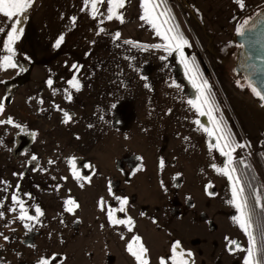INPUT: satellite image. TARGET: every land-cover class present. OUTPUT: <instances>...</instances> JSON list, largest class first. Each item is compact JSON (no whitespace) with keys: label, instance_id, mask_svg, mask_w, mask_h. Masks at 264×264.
Here are the masks:
<instances>
[{"label":"rangeland","instance_id":"rangeland-1","mask_svg":"<svg viewBox=\"0 0 264 264\" xmlns=\"http://www.w3.org/2000/svg\"><path fill=\"white\" fill-rule=\"evenodd\" d=\"M140 5L141 0H126L125 6L118 9L123 13V23L115 17L107 20V0L97 4L102 15L95 18L90 14L91 4L85 6L83 0H33L28 9L21 25L23 33L14 45L17 67H0V104L3 105L0 111V182H8L7 185L0 183V211L4 212L0 218V264H38L39 260H49L53 256L58 257L55 264H71L66 260L67 257L72 260L74 237L77 242L81 240L79 228L112 226L107 215L109 208L117 219L126 220L127 216L133 220L131 230L126 224L114 225L117 226L114 236L124 241L133 235L149 238V248L156 258L154 262L152 258L151 264H160L161 257L165 258L166 264H171V245L177 240L185 253H192L187 257L189 264H228L240 257L241 253L237 251L242 249L246 252L247 236L233 219L239 215L235 205L231 203L232 207L227 210H215L213 201H195L197 196L190 192L191 183L198 180L199 166L208 162L212 174L215 172L212 165L219 162L224 167L227 164V157L215 147V136H209V145H212L210 159L194 155L193 162H190L186 158L181 159L183 156L179 157L176 163L188 166L186 169H174L169 188L175 198L170 203V210L164 213L151 208L150 202L137 201L135 194L131 195L130 201L124 205L125 211L121 212L116 197L123 198L122 195L128 193L124 191L126 186L123 184L131 182L141 171V158L134 154L122 155L114 150V154L106 155L111 167L105 171L100 155H90L85 139L80 138L85 131L79 130L89 119L82 116L81 110L88 107L85 101L94 94L96 103H92L91 110L97 124L105 122L106 109L110 111L117 103L113 118L118 123L134 115L135 104L120 97L122 93L115 88L113 76L118 77L117 81L124 80L122 63L131 62L130 67L134 70L138 53H148L150 55L146 56L153 55L154 60L176 68L190 97L196 100L199 96L190 78L193 73L186 70L180 52L155 47L165 42L150 24L140 19L143 14ZM243 5L241 8L237 0H164L162 7L170 10L172 24L188 40V45L182 49L184 58L198 71L197 83L207 81L206 94L215 105L213 116L221 121L235 141L244 145L236 148L233 161L238 159L254 170L264 195V151L260 147L264 133V103H259V97L250 90L245 76L236 69L240 63L237 59L240 47L234 40L237 33L260 16L258 11L264 10V0H243ZM41 17L42 20L43 17L49 19V32L45 30L46 26L42 27ZM72 17L76 18L74 22ZM116 32L120 33L118 38ZM61 35L63 40L56 46ZM41 52L44 53L43 58ZM1 53V57L7 54L3 46ZM150 65L146 64L138 74L128 76L125 73L124 78L132 81L131 84L138 78L149 88V80H153L151 74L154 73L148 68ZM106 74L111 75L112 80L110 77L107 87H103L100 81ZM73 76L80 83L79 90L68 83ZM49 79L52 80L51 85L47 83ZM69 95L71 100L67 98ZM154 108L156 105L150 102L149 109ZM65 112L71 117L67 122ZM9 118L12 123L7 122ZM202 119L204 126L208 123L209 128L213 127L207 115ZM194 148L196 152L202 149L198 144ZM77 158L83 160L72 164ZM91 168H94V173L90 180H77L73 175V170H76L80 177H86ZM188 174L191 177L187 179ZM226 179L229 184L227 190L232 197V182L227 176ZM144 188L148 189L149 185ZM254 190L259 194V189ZM14 193L24 201L29 215H36L37 206L43 214L37 220L21 221L18 204L15 211L9 210ZM203 193L214 199L221 190L211 181L207 188H203ZM101 198L103 209L99 205ZM69 199L78 203L72 212L67 211L72 207L66 203ZM219 216L223 217L220 225L216 221ZM181 217L197 230L196 233L191 234L188 227L175 235H166L168 239L163 245L157 241L155 223L161 220L167 225L170 218L173 221ZM25 223L28 227L24 226ZM4 236L9 239L5 240ZM225 237L238 241L240 248L235 249L233 245L235 250L229 252ZM131 263L138 264L134 260Z\"/></svg>","mask_w":264,"mask_h":264},{"label":"crops","instance_id":"crops-1","mask_svg":"<svg viewBox=\"0 0 264 264\" xmlns=\"http://www.w3.org/2000/svg\"><path fill=\"white\" fill-rule=\"evenodd\" d=\"M45 18L43 17L42 20L41 17L40 23L42 27L46 26L47 29L45 30L49 32V19ZM9 25L10 22L7 21V18L0 16V27H5L7 31ZM41 33L45 32L41 30ZM5 37L6 32L0 33V58H2L1 52L3 41L6 39ZM43 39L44 37H42V42H44ZM41 53L43 55H41V57L43 58L44 53ZM146 55L150 54L145 53L144 55H140V53H138V57L136 58L137 64L133 66L134 70L130 67L132 65L131 62L122 63L121 70L124 74L122 77L124 80L117 81L118 77L115 75L113 76L115 88L119 89L118 93H122L120 97L124 100L128 98L135 104L134 115L127 121L118 123L113 118L115 112L114 107L118 104L117 103L115 105L113 104L110 111L106 109L105 115L107 119L105 118V122L97 124L91 110L93 109L92 103H96V99L93 98L96 94H94V96L87 98L85 101L88 107L81 110L82 116L89 119L86 120L87 124H85L79 132L85 131L82 135L83 137L80 138L85 139L87 151L90 152V155H100L99 158L102 159L100 163L105 171L110 170L111 167L106 155L114 154V150H118L117 152H121L122 155L134 154L139 156L143 162L141 171L137 173L131 182L123 184L126 186L124 191H128V193L122 196L129 202L131 195L135 194L137 196V201L150 202L151 208L157 211L160 209V211L164 213L166 210H170V203L175 198V194L173 195L171 188H169V179L175 173L174 169H186L188 166L186 163H176L179 157L183 156L181 159L186 158L190 162H193L194 155H201L203 159H210V139L208 134L203 130V127H201V125L204 126L203 122H205L202 116L188 103L189 100L193 99L190 97L187 88L181 81L176 68L168 65L166 62L165 65H163L161 60H154L155 56L153 55L150 57ZM146 64H151L148 68L154 72L151 74L153 80H149L151 82L149 88H146L145 85L141 83V80L138 81V78H135L133 84H131L132 81L129 79L124 78L125 73H127L128 76L132 73L138 74V71L141 70L142 67H145ZM129 69L132 70L130 71ZM107 71L108 69H106V72ZM1 73L2 70L0 68V74ZM110 77L107 74L102 77L100 82H102L103 87H107L109 78L112 80L111 75ZM150 88L151 96L148 93ZM98 89H100V86ZM115 98H117V96ZM150 102L156 105V108L153 110L149 109ZM197 120L201 122L200 125L196 123ZM204 127L209 128V124L206 123ZM196 144L200 145L202 148H199L197 151L200 152V154H198L196 148H194ZM89 160L91 159L89 158ZM161 161L164 162L163 167H161ZM215 166V172L212 174L209 171L208 162L207 164L205 163V166H199L201 170L198 180L195 183H191V185L190 182L187 181V185H190V192L194 194V197L195 195L197 196L195 197V201H213L215 210H220V208H222V210H227L232 207L230 203L232 200L231 193L227 190L229 184L223 172L217 171L218 168L222 169L224 167H222L219 162L215 163ZM94 167L97 168L95 163ZM190 177L191 174H188L187 179ZM211 181L215 182L221 190V194L214 199H210L203 193V188H207ZM148 185L149 188L145 189L144 186L147 187ZM168 216L171 217V215ZM222 219L223 217L219 216L216 220L219 225ZM229 225L232 227L231 223H229ZM115 227L117 226L79 228V231H81V240L77 242V239L74 237V247L71 250L73 257L71 261H69L67 257L66 261L71 264H132L131 261L133 260L134 262H138L135 257L127 251V245L131 243L134 237L139 236L147 249L149 264H151L152 258L154 262L156 258H154L149 248L147 242L149 239L148 237L133 235V237L126 238L124 241V239L114 236ZM155 227L154 232L158 234L156 235V239L162 242V245L168 239L166 235H168V237L169 235H175L179 231L182 232V229L187 230L188 227H190L191 232L190 230L189 232L191 234L197 231L193 226L187 225L186 220L182 217L175 218L173 221H171L170 218V222L167 225L164 224V221L158 220V224L155 223ZM234 229L233 227L232 230L234 231ZM74 233H77V231ZM42 248L47 249L44 247ZM237 252L241 253L240 257L234 258L235 260L228 264H244L246 252L244 253L242 249ZM113 256H117V259L114 260Z\"/></svg>","mask_w":264,"mask_h":264},{"label":"snow or ice","instance_id":"snow-or-ice-1","mask_svg":"<svg viewBox=\"0 0 264 264\" xmlns=\"http://www.w3.org/2000/svg\"><path fill=\"white\" fill-rule=\"evenodd\" d=\"M84 5L87 6L89 3L91 4V12L90 14L95 18L99 13L97 4L103 3L104 0H83ZM33 3V0H0V16L7 18V21L10 22V25L7 28V31L5 27H0V33L6 32V39L3 41V48L6 50V55H4L2 58H0V67H3L5 69L7 68H15L17 67V64L15 62V54L16 49L14 47L15 42L19 40L20 36L23 33V27L21 26L23 24L24 19L27 17L28 9L31 7ZM237 3H239L240 7L243 8V0H237ZM107 20L111 21L114 17L119 20L121 23H123L124 17L123 13L119 12L118 9H121L125 6L126 0H107ZM164 4V0H141V8L143 9V14L140 16L141 20L146 21L148 24H150L156 31V34L162 38V40L165 42L162 45H155V47H163L166 51L171 52L173 49L180 52V55L182 57V63H184L185 68L187 71L193 73V75L190 77L192 79L193 86L198 89L199 96L196 100H189L188 103L199 112L201 116L207 115L209 120L212 122L213 127L207 128L201 125L203 127V130L208 134V136H215L216 137V144L215 147L221 152V154L225 157H227V164L224 166V168L220 169L218 168V172H223L224 175H226L229 179V181L232 182V200L230 203L234 204L236 209L238 210L239 215L237 217H234V221L238 224L239 228L244 232V234L247 236L248 240V247L244 249L246 251V256L244 257V264H264V223L261 224L259 229V241L257 239V236L254 234L253 231V221L252 216L249 211L248 201L247 198L244 195V188L240 186V181L236 177L235 172L236 169L232 167L233 164V153L235 152L236 148L243 147L244 145L239 144L237 141H235L232 138L231 133H228L225 131V129L222 126L221 121L217 120L213 116V112L215 110L214 101L211 99L209 94H206V90L208 89L207 81H203L202 83H197L198 79V71L194 69L193 67L189 66V62L186 58H184V53L182 51L183 47L185 45H188V40L183 36V34L178 31V28L175 24H172L173 17L170 14V10L167 7H162ZM82 10H84L82 8ZM73 22L75 21V17L71 18ZM101 31H104L103 28L100 29ZM239 31V29H237ZM120 35L119 32L115 33V36L118 38ZM63 40V36L61 35L57 41L56 46H59L60 42ZM130 41H126V43H129ZM74 68H76V65H73ZM49 85L52 84V80L49 79L47 81ZM69 85H71L73 88H76L79 90L80 83L76 79L75 76L71 80L68 81ZM252 91L259 97L261 101H264V94L257 91L255 88L252 89ZM69 100H71V96L69 95L67 97ZM3 110V105L0 104V111ZM65 122H67L68 119H70V115L65 112ZM8 123H12L11 118L7 121ZM196 123L200 125V121L197 120ZM211 148L212 145H209ZM33 160L36 159L35 156L32 157ZM51 163V161H50ZM163 161L160 162L161 167H163ZM212 167H216L215 165H212ZM73 175L77 180L80 179H88L90 180V177H80L78 173L73 171ZM0 183H4L5 185L8 184L7 181H2ZM82 186V185H81ZM7 189L5 188V191ZM17 186V191H18ZM111 191V189H109ZM210 195L212 193H209ZM26 195H30L27 194ZM117 201H119L121 207L120 211L124 212V205L127 204V199L122 197H116ZM12 200V206H10L11 211H15V205H19V219L21 221H32L37 220L40 215H42L41 209L37 206L35 208L36 215H29V212L27 208L25 207V203L23 200L19 198L17 194H13L11 196ZM256 204H261V198L259 195L256 196ZM68 205H72V207H68L67 211L72 212L75 207H78V203L73 200L69 199L66 201ZM100 207L103 209L104 201L101 198L99 201ZM108 220L113 225L118 224H126V226L131 230L133 226V220L131 217H128L127 220H120L117 219L114 215V211L109 208L108 210ZM4 216V212L0 211V218ZM7 226V225H5ZM25 227H28V224L25 223ZM103 227V226H102ZM2 235V234H0ZM5 240H8L9 238L7 236H4ZM141 238L139 236H136L133 238V241L127 245V251L135 257V259L138 261V264H149L148 258H147V249L143 246L142 243H140ZM225 240L227 241L226 247L229 252H233L235 249H239L240 245L238 241L231 240L228 237H225ZM259 243V247H258ZM134 244L138 247H134ZM233 245H235V249L233 248ZM171 255L170 260L171 264H189V261L187 257H191L192 253L187 252L185 253L181 249L180 241H175L171 245ZM38 264H50V262L45 258L38 261ZM160 264H166V260L164 257L160 258Z\"/></svg>","mask_w":264,"mask_h":264},{"label":"trees","instance_id":"trees-1","mask_svg":"<svg viewBox=\"0 0 264 264\" xmlns=\"http://www.w3.org/2000/svg\"><path fill=\"white\" fill-rule=\"evenodd\" d=\"M258 12L260 14L259 17H262L264 15V10H260ZM257 19H255V20H257ZM254 23L255 22L253 21L252 24H250V26L253 25ZM250 26H248V27H250ZM246 28L247 27H244L243 30L246 29ZM239 49H240V51H239L240 54L244 55L243 62L245 63L246 54L244 53L242 47L239 48ZM243 72H245V71H243ZM246 81H247V84L249 85V87L251 86V87H253V88H255L257 90L255 85L248 80L247 75H246ZM251 87H250V90L253 89ZM8 89H10V87ZM76 160H83V159H80V158L74 159L72 164ZM88 162L91 163L90 161H88ZM232 167H234L236 169L235 175L240 181V186L244 188V195L247 198L249 211H250L251 216H252L253 231H254V234L257 236V239L259 241V229H260L261 224L264 223V195H263V192H261V190H262L261 188L262 187H260V184H259V183H261V181L257 177V175L255 174L254 170L250 166L243 165L242 162L240 160H238V159L233 161ZM93 170H94V168H93ZM93 170L91 168L89 170L88 174L86 175V177H91L93 175V173H94ZM73 171L78 173L76 170H73ZM254 189H256V190L259 189V192H258L259 194L255 193ZM257 195H259L260 198H261V204L260 205H257L256 202H255ZM125 218L127 220L128 217L125 216ZM140 243H142L141 240H140ZM134 247H138V246L134 244ZM258 247H259V243H258ZM146 255H147V258H148V253H146ZM57 258L58 257L53 256V257H50L48 261L50 262V264H55ZM148 261H149V259H148Z\"/></svg>","mask_w":264,"mask_h":264},{"label":"water","instance_id":"water-1","mask_svg":"<svg viewBox=\"0 0 264 264\" xmlns=\"http://www.w3.org/2000/svg\"><path fill=\"white\" fill-rule=\"evenodd\" d=\"M234 40L246 54L244 71L248 80L264 94V15L253 25L237 33ZM258 101L260 104L264 103L259 98Z\"/></svg>","mask_w":264,"mask_h":264},{"label":"flooded vegetation","instance_id":"flooded-vegetation-1","mask_svg":"<svg viewBox=\"0 0 264 264\" xmlns=\"http://www.w3.org/2000/svg\"><path fill=\"white\" fill-rule=\"evenodd\" d=\"M248 28V27H247ZM240 49L237 51L238 52V57H237V59H238V62L240 61V63H237V65H236V69H237V71L238 72H240V73H242V75H244L245 76V79H246V73L245 72H243L244 71V66H245V63L243 62V60H244V55H242V54H240ZM245 62H246V60H245ZM238 66H241V67H238ZM251 87V86H250ZM251 88H253V87H251Z\"/></svg>","mask_w":264,"mask_h":264},{"label":"built area","instance_id":"built-area-1","mask_svg":"<svg viewBox=\"0 0 264 264\" xmlns=\"http://www.w3.org/2000/svg\"><path fill=\"white\" fill-rule=\"evenodd\" d=\"M260 147L264 151V133L262 134L261 140H260Z\"/></svg>","mask_w":264,"mask_h":264}]
</instances>
